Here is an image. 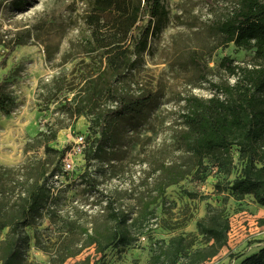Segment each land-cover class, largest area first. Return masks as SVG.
I'll return each instance as SVG.
<instances>
[{"label": "rangeland", "instance_id": "rangeland-1", "mask_svg": "<svg viewBox=\"0 0 264 264\" xmlns=\"http://www.w3.org/2000/svg\"><path fill=\"white\" fill-rule=\"evenodd\" d=\"M239 1L163 0L167 15L154 21L138 63L114 81L113 94L103 91L94 99L92 85L103 86L99 73L111 78L102 52L89 45V0H1L0 85L12 103L8 115L0 111V184L10 179L26 190L24 174L41 167L47 171L42 181L55 197L53 211L39 209L30 216L28 264H53L51 257L56 259L67 238L77 256L65 264H88V257H100L85 229L91 232V221L102 215L108 198L129 211L130 236L108 249L99 264H146L158 240L197 236L196 222L206 216L208 205L224 210L230 231L227 246L202 264H238L261 248L264 207L252 196L241 201L229 196L240 161L226 176L208 158L207 179L201 181L185 166L188 154L180 141L185 99L212 97L216 90L211 83H234L220 67L224 57L240 64L254 57L253 51L233 44L223 47L217 30ZM194 56L206 65L205 76ZM140 96L150 98L141 114H113L115 98ZM51 132L57 138L46 151ZM81 137L87 147L101 141L86 162L79 150ZM233 154L236 159V148ZM86 170L97 191L82 181ZM171 172L180 180L161 195ZM217 183L223 187L220 193ZM6 233L0 231V242ZM37 241L49 254L36 249Z\"/></svg>", "mask_w": 264, "mask_h": 264}, {"label": "trees", "instance_id": "trees-1", "mask_svg": "<svg viewBox=\"0 0 264 264\" xmlns=\"http://www.w3.org/2000/svg\"><path fill=\"white\" fill-rule=\"evenodd\" d=\"M162 1L89 0L90 10L85 18L91 29L89 45L93 52H102L111 78L101 71L97 79L103 86L93 84L91 98H98L103 91L113 94L114 81L138 63L148 48L154 21L167 15ZM217 30L223 47L233 44L239 50L253 51L254 57L248 64L224 57L220 67L234 78V83H211L216 90L212 97L206 99L192 95L185 99L182 114L184 130L180 136L188 154L185 166L193 170L194 176L205 181L209 171L208 158L226 176L232 174L233 166L239 160L241 171L229 184V196L236 201L252 196L257 204L264 207V0H240L232 13L217 25ZM194 64L205 76L206 65L197 56H194ZM149 100L148 96L115 98L118 106L112 112L118 116L139 115ZM11 103L12 99L1 92L0 85V111L8 115ZM78 113L82 114L81 111ZM99 131L104 132L101 125ZM45 134L41 133L42 136ZM50 134L45 142L46 151L50 141L57 138V133ZM88 146L86 143L85 162L101 148V141ZM235 148L236 159L233 154ZM188 172H183L181 177ZM46 173V169L41 167L31 168L24 174L23 182L29 183L26 190H19L18 181L10 179L0 184V231L7 230L0 242V264H28L25 251L30 248L31 238L26 231L30 216L39 209L45 212L55 198L47 183L42 181ZM89 175L86 170L82 181L97 191V184L88 181ZM169 176V181L161 188V195L180 180L174 178V172ZM222 188L221 183L216 184L219 193ZM101 211L102 215L91 221V232L85 229L89 245L100 255L94 261L88 257V264L91 260L92 264H99L98 260L105 256L108 249L125 244L130 236L129 211L118 207L117 199L108 198L106 207ZM196 227L197 236L178 235L168 241L158 240L146 264H202L227 246L230 222L223 209L208 205L206 216L197 220ZM197 243L201 245L196 246ZM61 247L57 250L56 259L51 257V263L65 264L68 258L77 256L71 251L68 238ZM36 249L49 254L38 241ZM238 264H264V247L245 256Z\"/></svg>", "mask_w": 264, "mask_h": 264}, {"label": "built area", "instance_id": "built-area-1", "mask_svg": "<svg viewBox=\"0 0 264 264\" xmlns=\"http://www.w3.org/2000/svg\"><path fill=\"white\" fill-rule=\"evenodd\" d=\"M79 144H80V146H79V150L83 153V156H84V150H85V148H86V141L84 140V138L83 137H81L80 138V142H79ZM66 167L68 168V169H70V165H66ZM53 190V189H52ZM54 191V190H53ZM52 196H53V193L51 194ZM54 206L52 205V204H49V206L47 207V210H46V212H48L49 210H54Z\"/></svg>", "mask_w": 264, "mask_h": 264}, {"label": "crops", "instance_id": "crops-1", "mask_svg": "<svg viewBox=\"0 0 264 264\" xmlns=\"http://www.w3.org/2000/svg\"><path fill=\"white\" fill-rule=\"evenodd\" d=\"M262 247H264V244L261 246V248H262ZM257 251H258V250H257ZM243 258H244V257H243ZM243 258H242V259H243ZM242 259H241V260H242ZM241 260H240V261H241ZM240 261H239V262H240Z\"/></svg>", "mask_w": 264, "mask_h": 264}]
</instances>
